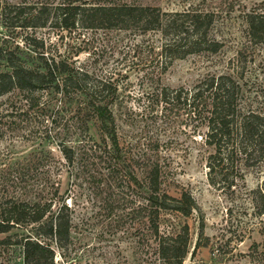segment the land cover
<instances>
[{"label": "trees", "instance_id": "16d2710c", "mask_svg": "<svg viewBox=\"0 0 264 264\" xmlns=\"http://www.w3.org/2000/svg\"><path fill=\"white\" fill-rule=\"evenodd\" d=\"M235 1L238 0H195L184 8L164 10L137 0H0V26L8 32L25 33L20 45L0 46V97L14 96L8 105L7 113L13 117L8 126L25 121L34 127L36 120L39 122L37 113L44 114L53 105L59 112H66L68 116L63 115L68 124L64 123V132L55 136L60 158L75 168V175L88 178L95 189L102 180L97 178L101 171L95 165L97 162L106 164L107 158L108 173L114 180L124 177L137 180L139 188L146 192L145 202L139 207L141 215H138L155 238L160 264H181L187 253L189 235L186 224L173 233L159 234V214L168 210L186 217L196 209L193 198L185 191L178 197L162 192L161 166L146 152L133 155L139 161L134 162L142 174L138 181L130 164L125 163L129 158L126 159L119 148L112 109L114 104L122 103L117 86L107 78L75 66L65 57L54 58L47 54L44 42L33 35V30L47 27L66 32L158 33L156 75L150 76L154 84L145 96L150 104L160 107L156 113L161 116L182 110L187 120L195 122L193 134L200 133L197 127H204L203 134L199 135L203 144L211 149L205 157L208 183L228 191L237 177L242 179V168L252 164L264 166L263 1L250 8L243 5L238 15L244 42L236 54L241 55L246 46L261 48L258 61L263 68L259 81H255L257 84L244 81L242 74L238 79L218 74L204 77L188 89L171 88L160 84L159 74L175 59L189 54L216 53L222 44L213 32L215 18L221 16V12L231 13ZM213 2L217 3L218 10L209 8ZM43 94L50 97L43 99ZM90 123L98 131L101 144L90 135ZM150 149L156 150L157 145L152 144ZM44 152L47 150L39 147L30 152L25 164L8 166L13 173L21 174L15 180L8 179L10 187L15 186L17 180L28 184L29 190L34 191L33 198L0 196V234H6L0 239V247H17L21 260L18 264H56L54 247L64 249L70 243V209L65 204L55 210L52 207L58 183L50 180L48 168L56 174L58 161ZM121 161L125 162L120 167ZM2 183L1 179V188ZM251 194L256 214L264 216V177ZM13 229H22L25 233H11ZM259 231L264 238V217ZM9 262L12 261L6 260L5 264H12Z\"/></svg>", "mask_w": 264, "mask_h": 264}, {"label": "rangeland", "instance_id": "374dc122", "mask_svg": "<svg viewBox=\"0 0 264 264\" xmlns=\"http://www.w3.org/2000/svg\"><path fill=\"white\" fill-rule=\"evenodd\" d=\"M191 1L195 0H137L158 5L164 10L184 8ZM261 1L264 9V0H238L231 13L221 12V16L215 18L213 29L221 40V48L216 53L189 54L173 60L159 74L160 84L188 89L198 80L218 74L235 79L242 74L244 81L258 82L263 68L258 61L261 48L246 46L241 55L236 51L243 48L244 42L238 17L240 8L243 5L246 8L253 7V4L258 6ZM211 4L209 8L218 10L217 3ZM33 33L44 42V49L50 56L65 57L75 66L107 78L117 86L122 103L120 106L114 104L112 109L119 148L126 159L129 158V162H119L120 167L124 162L130 164L140 182L142 174L134 162L139 161L133 155L146 152L161 166L162 192L178 197L185 191L193 198L196 209L188 216L167 210L159 214L157 221L159 234H170L182 224L187 225L189 240L181 264H264V238L259 231L264 216L256 214L251 194L264 177V166L252 164L242 168V179L237 177L235 185L228 191L208 183L205 157L211 149L203 144L199 135L203 134L204 127H197L200 133L193 134L195 122L187 120L182 110H172L161 116L156 113L160 107L150 104L145 96L154 84L150 76L156 75L158 33L119 30L66 32L47 27L33 30ZM24 34L20 30L8 32L0 26V46L20 45ZM41 96L43 99L50 97L49 94ZM13 97V94L0 97V196L33 198L34 191L29 190L28 184L17 180L16 185L10 187V181L21 174L8 169L9 165L25 164L30 152L41 147L47 150L45 155L58 161L56 174L48 168L50 180L58 183L52 207L55 210L65 204L70 209V243L64 249L54 247L55 263L160 264L155 252V238L148 224L143 223L138 215H141L139 207L145 202L146 192L139 188L137 180L128 177L114 180L108 173L107 158L106 164L97 162L95 165L101 171L97 178H102L98 184V189L102 190L98 192L88 178L75 175V168L68 166L58 153L55 136L64 132V123H67L64 115L68 114L63 112V115L53 105L44 114L37 113L39 122L36 120L34 127L25 121L8 126L13 120L7 113ZM154 113L160 119H156ZM89 126L90 135L101 144L95 126L92 123ZM154 143L157 149L151 150ZM106 144L109 145L107 138ZM23 232L22 229L11 230V233ZM5 235L0 234V239ZM6 260L12 264L20 263L19 249L15 246L0 247V264H5Z\"/></svg>", "mask_w": 264, "mask_h": 264}]
</instances>
